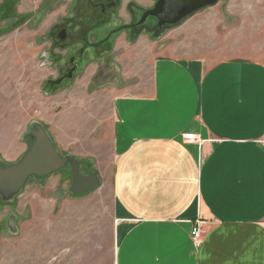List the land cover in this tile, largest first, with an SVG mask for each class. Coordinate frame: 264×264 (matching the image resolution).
<instances>
[{"label":"crops","instance_id":"crops-1","mask_svg":"<svg viewBox=\"0 0 264 264\" xmlns=\"http://www.w3.org/2000/svg\"><path fill=\"white\" fill-rule=\"evenodd\" d=\"M165 50L153 56L141 92L103 94L90 110V100L70 95L85 108L52 119L60 157H74L100 182L64 197L96 201L103 189L109 197L68 223L93 238L108 215L113 264H264V62L223 60L203 70L201 59ZM196 220L199 243L190 237Z\"/></svg>","mask_w":264,"mask_h":264},{"label":"rangeland","instance_id":"rangeland-1","mask_svg":"<svg viewBox=\"0 0 264 264\" xmlns=\"http://www.w3.org/2000/svg\"><path fill=\"white\" fill-rule=\"evenodd\" d=\"M155 1L0 0V264H113L108 215L93 238L68 223L82 207L108 206L107 189L96 201L64 197L71 195V167L8 184L34 143L35 126L50 137L58 112L85 108L73 106L70 95L90 100V110L104 103L103 94L141 92L140 80L164 49L201 59L203 70L223 60L264 62V0H218L175 25L159 27L154 17L139 24ZM140 25L145 29L136 30ZM156 28L162 32L153 35ZM131 72L138 75L126 78ZM106 144L100 148L108 161Z\"/></svg>","mask_w":264,"mask_h":264},{"label":"water","instance_id":"water-1","mask_svg":"<svg viewBox=\"0 0 264 264\" xmlns=\"http://www.w3.org/2000/svg\"><path fill=\"white\" fill-rule=\"evenodd\" d=\"M218 0H157L153 7L144 11L138 21L142 24L148 17L157 20V26L175 25L193 12L213 5ZM34 143L22 159V165L12 175L8 184L17 187L23 183L27 175H43L56 169L71 167L72 194H82L99 186L98 176L94 173L84 175L80 172L79 162L72 156L63 158L57 153L51 138L43 128L35 126L33 130Z\"/></svg>","mask_w":264,"mask_h":264},{"label":"built area","instance_id":"built-area-1","mask_svg":"<svg viewBox=\"0 0 264 264\" xmlns=\"http://www.w3.org/2000/svg\"><path fill=\"white\" fill-rule=\"evenodd\" d=\"M184 138L190 140L192 139V136L190 134H186L184 135ZM259 143L264 148V137L259 140ZM202 224L203 222L201 220H196L191 228L190 237L194 243H199L202 238L204 232Z\"/></svg>","mask_w":264,"mask_h":264},{"label":"trees","instance_id":"trees-1","mask_svg":"<svg viewBox=\"0 0 264 264\" xmlns=\"http://www.w3.org/2000/svg\"><path fill=\"white\" fill-rule=\"evenodd\" d=\"M165 27V26H164ZM135 28H136V30H142V29H145V27H143V25H140V26H135ZM160 32H162V29L161 30H159V29H155V30H153L152 31V33H153V35L155 34V33H160Z\"/></svg>","mask_w":264,"mask_h":264},{"label":"flooded vegetation","instance_id":"flooded-vegetation-1","mask_svg":"<svg viewBox=\"0 0 264 264\" xmlns=\"http://www.w3.org/2000/svg\"><path fill=\"white\" fill-rule=\"evenodd\" d=\"M156 1H157V0H156ZM156 1H155V2H156ZM155 2H154V3H155ZM154 3H153V5H154ZM152 7H153V6H152Z\"/></svg>","mask_w":264,"mask_h":264}]
</instances>
